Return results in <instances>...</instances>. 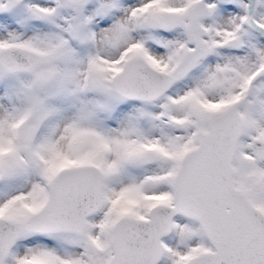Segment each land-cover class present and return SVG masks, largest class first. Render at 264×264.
I'll return each instance as SVG.
<instances>
[{
    "label": "snow or ice",
    "instance_id": "obj_1",
    "mask_svg": "<svg viewBox=\"0 0 264 264\" xmlns=\"http://www.w3.org/2000/svg\"><path fill=\"white\" fill-rule=\"evenodd\" d=\"M0 264H264V0H0Z\"/></svg>",
    "mask_w": 264,
    "mask_h": 264
}]
</instances>
